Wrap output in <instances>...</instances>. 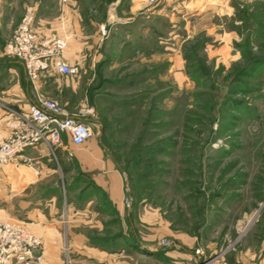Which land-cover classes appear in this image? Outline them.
<instances>
[{"label": "rangeland", "instance_id": "374dc122", "mask_svg": "<svg viewBox=\"0 0 264 264\" xmlns=\"http://www.w3.org/2000/svg\"><path fill=\"white\" fill-rule=\"evenodd\" d=\"M115 1L0 0V120L27 115L11 99L28 84L83 111L121 188L115 204L60 146L41 167L17 157L0 169V222L37 238L32 264H264V0H123L108 22ZM64 8L86 21L79 71L51 64L33 87L4 46L31 10L34 33L66 39L63 59L62 22L37 18Z\"/></svg>", "mask_w": 264, "mask_h": 264}, {"label": "built area", "instance_id": "2783aa9c", "mask_svg": "<svg viewBox=\"0 0 264 264\" xmlns=\"http://www.w3.org/2000/svg\"><path fill=\"white\" fill-rule=\"evenodd\" d=\"M33 14L27 10L21 19L14 37L6 43L3 52L18 61L27 80L34 87L35 81L54 64L62 75H75L76 64H67L61 58L66 48V39L56 36L44 37L32 30ZM101 33L106 34L102 27ZM14 119L7 122L9 134L0 138V169L30 148L42 145L50 152L61 145L66 137L72 145L81 146L92 132L84 122V112L69 114L52 100L36 97L27 115L11 112ZM39 242L35 236L16 223L0 222V264H32ZM213 264H228L218 257Z\"/></svg>", "mask_w": 264, "mask_h": 264}, {"label": "crops", "instance_id": "0c3cea01", "mask_svg": "<svg viewBox=\"0 0 264 264\" xmlns=\"http://www.w3.org/2000/svg\"><path fill=\"white\" fill-rule=\"evenodd\" d=\"M9 2L10 7H6L7 10L11 8L12 5H15L16 0H11ZM123 0H116L113 4H111L106 9V15L108 16V22L112 21V17L116 20L118 18V11L120 10V5L122 4ZM144 0H130V6L133 5V10L138 9V7L143 6ZM194 0H191V4ZM205 5H211V1L207 0L204 3ZM2 9V8H1ZM132 10V8H131ZM5 11L3 10L0 14V26L5 22L2 16H5ZM141 15V13L136 12L135 15ZM84 13L79 8H64L62 9V13L59 17H47L42 16L37 18L38 22H40V27L38 30H44L45 32H51V30L56 29L59 26L60 21L62 22L64 29L62 30V34L67 35L69 38L68 40V48L66 53L63 55V59L69 64H76L80 65L78 58L74 57L75 52L80 53L84 51L87 46L85 38L88 36L84 34V24L85 19L83 18ZM127 24H131L132 18H127L125 20ZM61 34V33H60ZM98 35V34H97ZM63 36V35H62ZM74 38V40H72ZM76 38V39H75ZM73 42H72V41ZM75 41V42H74ZM70 51V52H69ZM74 52V53H73ZM17 66L22 67L21 64L16 61ZM23 69V68H22ZM24 75V73H23ZM25 78V75H24ZM26 80V78H25ZM26 82V81H25ZM27 83V82H26ZM28 90L21 89L20 91H16L15 98L11 99V102L15 104L12 106L15 110L25 111L29 109V106L33 102V95L31 88L28 84ZM4 119L0 120V137H6L9 133V128L6 127L5 123L3 122ZM65 142H62L60 145V151L63 154L70 155V160H73L80 166L83 172L91 174L92 182L99 187L101 186L104 188L107 193L109 194L110 200H112L115 204L120 203L121 199V188H120V177L116 173L109 175L108 179L105 181L103 175L100 174V151L98 146L95 142L91 141L90 139L86 141L81 146H74L71 142L65 137ZM63 139V140H64ZM48 150L46 147L39 145L34 148L27 149L21 157H19L15 162V165L22 166L21 164H25V161H29L33 163L35 166H43L44 162L49 163L50 159L48 158ZM30 169H35L28 167ZM30 170H27V177L26 185H32L35 183V180H30L31 173ZM35 175H37V171L34 170ZM24 180V179H23ZM105 184V185H104Z\"/></svg>", "mask_w": 264, "mask_h": 264}, {"label": "trees", "instance_id": "16d2710c", "mask_svg": "<svg viewBox=\"0 0 264 264\" xmlns=\"http://www.w3.org/2000/svg\"><path fill=\"white\" fill-rule=\"evenodd\" d=\"M229 263H230V264H232V262H231V261H229Z\"/></svg>", "mask_w": 264, "mask_h": 264}]
</instances>
